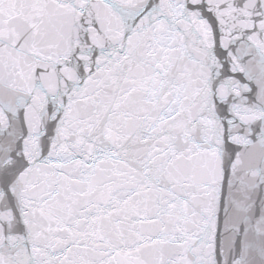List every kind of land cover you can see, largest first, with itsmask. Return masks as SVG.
Masks as SVG:
<instances>
[{
	"label": "snow or ice",
	"instance_id": "1",
	"mask_svg": "<svg viewBox=\"0 0 264 264\" xmlns=\"http://www.w3.org/2000/svg\"><path fill=\"white\" fill-rule=\"evenodd\" d=\"M0 264H264V0H0Z\"/></svg>",
	"mask_w": 264,
	"mask_h": 264
}]
</instances>
